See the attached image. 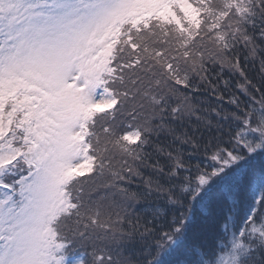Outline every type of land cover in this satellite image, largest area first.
<instances>
[{
  "label": "snow or ice",
  "instance_id": "6c2138e0",
  "mask_svg": "<svg viewBox=\"0 0 264 264\" xmlns=\"http://www.w3.org/2000/svg\"><path fill=\"white\" fill-rule=\"evenodd\" d=\"M0 264H264V0H0Z\"/></svg>",
  "mask_w": 264,
  "mask_h": 264
}]
</instances>
